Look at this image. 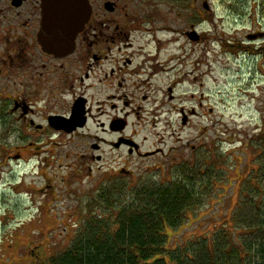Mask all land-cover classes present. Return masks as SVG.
Here are the masks:
<instances>
[{
  "label": "rangeland",
  "instance_id": "1",
  "mask_svg": "<svg viewBox=\"0 0 264 264\" xmlns=\"http://www.w3.org/2000/svg\"><path fill=\"white\" fill-rule=\"evenodd\" d=\"M189 2L152 0L159 20L143 26V32L149 34L137 31L134 37L137 49L143 44L141 38L150 45L142 55H136V63L143 67L149 55L145 69L154 75V87L180 86L177 100L171 102L167 95L161 98L170 113L162 118L160 128L145 126L138 137L146 151L161 148L178 160L172 164L162 158L137 167L142 169L139 177L146 181L133 191L167 186L191 172L188 176L197 179L202 203L184 218L182 225L167 230L172 248L206 239L213 249L215 234L223 232L235 244L247 245L251 240L253 247L256 242H264V62L262 57H247L243 41L252 30L264 31V0H201L205 18L197 26L203 36L200 45L185 35L192 26ZM204 2L210 13L203 9ZM188 107H194L200 115L181 132L180 116L172 112ZM53 141L64 143L58 138L48 140ZM5 145L14 148L20 142L14 136H0V146L6 150ZM108 150L106 162L101 164V175L106 179L116 168H111L110 161L127 155L109 154ZM70 152L58 151V158L48 169L34 159L25 164L14 161L2 168L0 163V264H37L60 255L72 246L82 224L94 214H101L105 195L126 197L132 193H114L105 187L106 182L96 184L97 172H86L78 183L63 184L62 180L69 178L65 168L71 162L65 160V155ZM155 164L160 169L152 172ZM190 165L195 168L190 169ZM91 168L97 170L96 165ZM195 171L199 173L195 175ZM56 177L61 183L53 184L55 190L45 191L47 182H55ZM98 189L101 199L97 197ZM252 209L256 219L249 222H255L259 232L251 239L243 237L242 230L249 228L244 225L247 218H255ZM58 223L71 227L65 232L66 227L58 228Z\"/></svg>",
  "mask_w": 264,
  "mask_h": 264
},
{
  "label": "flooded vegetation",
  "instance_id": "2",
  "mask_svg": "<svg viewBox=\"0 0 264 264\" xmlns=\"http://www.w3.org/2000/svg\"><path fill=\"white\" fill-rule=\"evenodd\" d=\"M66 1L70 2L0 0V136H14L20 142L14 148L5 145L6 150L0 146L1 153L6 151L0 154L1 168L14 161L25 164L34 159L48 169L58 158V151L70 149V155H65V160L71 162L65 168L69 178L62 180L63 184L78 183L86 172H97L96 184L106 182L107 189L125 187L131 191L146 181L139 177L140 165L157 163L158 159L170 160L172 164L178 160L161 148L146 151L138 141L141 128H160L162 118L170 113L161 98L167 95L171 102L177 100L180 86L154 87V75L145 69L149 55L141 64L143 67L136 63V55H142L150 46L141 38L143 44L137 49L136 32L149 34L143 32V26L157 23L159 15L152 0H87L91 16L84 27L75 28L74 37L70 22L83 19L70 16ZM201 3L191 0L187 6L192 26L185 35L196 45L203 40L197 28L205 18ZM47 6L54 10L48 30L44 27ZM68 13L69 17H65ZM195 31L198 41L192 40ZM243 43L247 57H262L264 62V31L252 30ZM193 99L190 96V102ZM172 114L180 116L181 132L200 115L194 107L175 108ZM53 138L64 143H49ZM106 148L109 154H127L110 161L111 168H116L110 170L114 174L108 179L101 175ZM192 149L196 151L195 147ZM93 165L97 166L96 171H92ZM172 168L170 165L169 171ZM189 168L194 169L195 165ZM158 169L160 166L155 164L151 171ZM196 172L199 173L195 171V175ZM189 173H183V177ZM54 183L61 181L56 177L55 182H47L45 191L55 190ZM97 194L101 197V189ZM62 226L66 227L65 232L71 227L61 223L57 227Z\"/></svg>",
  "mask_w": 264,
  "mask_h": 264
},
{
  "label": "trees",
  "instance_id": "3",
  "mask_svg": "<svg viewBox=\"0 0 264 264\" xmlns=\"http://www.w3.org/2000/svg\"><path fill=\"white\" fill-rule=\"evenodd\" d=\"M198 185L197 179L185 175L167 186L133 189L126 197L105 195L101 214L82 224L72 246L37 264H264L263 241L253 247L251 240L247 245L235 244L225 232L215 234L213 249L206 239L172 248L167 230L182 225L201 206ZM122 188L109 190L127 191ZM251 212L254 216L255 209ZM254 217L245 218L244 225L249 227L242 230L245 238L259 232L257 224L249 222Z\"/></svg>",
  "mask_w": 264,
  "mask_h": 264
},
{
  "label": "water",
  "instance_id": "4",
  "mask_svg": "<svg viewBox=\"0 0 264 264\" xmlns=\"http://www.w3.org/2000/svg\"><path fill=\"white\" fill-rule=\"evenodd\" d=\"M65 4L68 7V12L70 11V16L73 19H79V18L83 19L80 22L78 20L74 21V22H70L71 25H69V26L74 28V29H72V32H73V36L75 37V35L77 34V30L75 28L78 26H81V28L84 27L85 22L91 16L92 9H91L87 0H85V1L84 0H70L69 3L66 1ZM204 8L209 11V6L207 3L204 4ZM52 11L54 12L53 8L49 7V6H47L45 9L44 27L46 28V30H48V28L51 27V25H52V22H51V18L53 16ZM64 16L69 17V13L64 15ZM192 38H193L192 39L193 41L199 40L197 33H193Z\"/></svg>",
  "mask_w": 264,
  "mask_h": 264
},
{
  "label": "bare ground",
  "instance_id": "5",
  "mask_svg": "<svg viewBox=\"0 0 264 264\" xmlns=\"http://www.w3.org/2000/svg\"><path fill=\"white\" fill-rule=\"evenodd\" d=\"M170 71H172V69H170Z\"/></svg>",
  "mask_w": 264,
  "mask_h": 264
}]
</instances>
